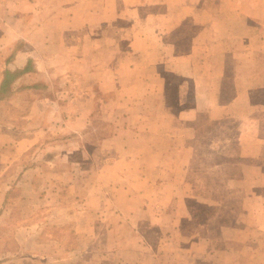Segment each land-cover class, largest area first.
Listing matches in <instances>:
<instances>
[{
  "label": "crops",
  "instance_id": "1",
  "mask_svg": "<svg viewBox=\"0 0 264 264\" xmlns=\"http://www.w3.org/2000/svg\"><path fill=\"white\" fill-rule=\"evenodd\" d=\"M262 54L264 0H0V85L29 63L0 93V235L11 193L44 162L55 183L78 170L96 184L65 207L76 250L102 246L104 264H264L234 250L256 241L239 219L264 215ZM201 176L225 194L202 190Z\"/></svg>",
  "mask_w": 264,
  "mask_h": 264
},
{
  "label": "rangeland",
  "instance_id": "2",
  "mask_svg": "<svg viewBox=\"0 0 264 264\" xmlns=\"http://www.w3.org/2000/svg\"><path fill=\"white\" fill-rule=\"evenodd\" d=\"M181 33L183 32L181 31ZM229 41L232 45L237 43L234 39H230ZM185 43H181L180 47L182 49H185L188 46L187 39L185 40ZM255 58L258 62L264 61L263 54L259 56L255 55ZM205 61L207 63L209 62V60ZM229 63L231 64V66L235 67H239L242 64L236 58H230ZM230 76H234V73H230ZM230 87V85H227V90L225 92L226 97H228L230 94ZM258 94L260 96H264V92L262 93L256 90L254 96L257 97ZM223 121L224 122L222 123H216L214 126L217 128L233 126L232 128H235L238 127V124L241 123L240 119ZM231 129H227V132H230ZM231 131L233 132L234 129H232ZM229 137L230 135H224L222 138V142L225 140L227 141ZM202 139L203 142H208V137H203ZM215 142L216 141L212 143L215 144ZM220 143L221 142H217V144ZM73 157L79 158L80 155L77 152H74ZM32 159L33 157L31 156L27 157V162L28 160ZM225 160L226 157L223 156L220 152L215 153L214 161H223L224 163ZM230 163V165L227 164L229 165L228 170L230 172L238 174L241 170L242 161L240 159L236 160L233 157V161H230ZM252 163L253 164H251L248 169H246V174L250 178H252V176H258L259 174V168H257V165H254L255 160ZM42 164L43 165L41 166H37V168H31L32 170L26 173L25 177H27V180L31 179V181H27V183L18 186L17 188L20 189L18 193L15 188L11 193V197L6 202V205L8 207L14 208L15 213L8 217L9 226L8 228H6L7 230L4 232V234L0 235V264H104L103 260H106V257H101L98 254V252H101V249L99 248H103L102 246L92 247L89 245L91 242L90 241L85 246L84 250H81V248L77 249L78 251L76 250L75 246L79 244V237L78 234L75 233V231L72 229V223L69 219L72 216L69 215V212L65 207L68 206L69 208H75L76 206H79L80 204L77 205L76 201L80 198V195H82V190L93 189L95 191L91 192H97L98 189L96 190V184L87 183L85 181H83L84 183H81L82 180H80V178L85 180V176L81 175L78 170L66 172L70 176H75L76 181L68 183H55L53 181L55 177L52 176V174H55L57 171H59V168L55 170L45 165L46 163L44 162ZM8 171L11 172V168H9ZM110 173H113V171L110 170L108 172L109 177H106L107 181L103 187L104 191L106 192H111L112 188L114 187L113 185L115 184L112 181L113 178L111 177ZM15 175L16 173L14 172L13 174H7L6 177L8 176V179H12L15 177ZM200 180L202 181V184L199 185L204 187L202 190H214L216 193H219V195L225 194L227 187L223 184L212 183V181L207 182V179L205 178L203 181V177ZM252 184L253 183H250L249 191L251 190ZM4 186L5 184L3 182H0V192L3 190ZM234 186H236V183L234 184ZM253 189L255 190V188ZM233 191L236 193L234 202L235 200L238 201L239 196H242V194L245 193L242 192L245 191L244 188H242L241 191ZM53 192H57L56 198H53V196L51 195V193L53 194ZM18 194H24V197L18 198ZM250 205L253 206L255 204L254 202H250ZM104 206L109 207V202L107 201ZM111 206L114 205L111 204ZM55 209L58 210L54 211ZM256 210V208H252L251 211L253 212V214L247 217H241L243 221L239 219L237 224L234 225V228H236V226L239 227V225L242 224H250V226L248 227L249 234L255 237L256 241H254L253 243L249 242V244L244 247H235L234 250L242 251L244 252V254L248 256L251 255L257 260H263L264 245L261 244L264 241V229H259L258 227L262 225L261 223L264 222V215L256 214ZM91 217L93 216H90V218ZM0 220H2V218H0ZM257 222L260 225H257ZM23 224L25 225L24 227ZM92 234L93 232L90 233V235ZM18 240H20V247L18 246ZM23 240H25V246L22 248L21 242ZM2 242H4V245H6V247L9 246L8 250H4L6 247L2 246ZM18 247L20 248L19 253H17L19 249ZM17 254H20V256L18 257ZM255 264H258V262L256 261Z\"/></svg>",
  "mask_w": 264,
  "mask_h": 264
},
{
  "label": "trees",
  "instance_id": "3",
  "mask_svg": "<svg viewBox=\"0 0 264 264\" xmlns=\"http://www.w3.org/2000/svg\"><path fill=\"white\" fill-rule=\"evenodd\" d=\"M28 68H29V63L22 70H17V71L5 70L4 77L0 85V93H7V90L9 89V84L15 78V76L23 71H26Z\"/></svg>",
  "mask_w": 264,
  "mask_h": 264
}]
</instances>
